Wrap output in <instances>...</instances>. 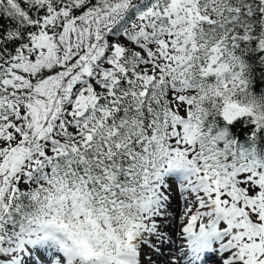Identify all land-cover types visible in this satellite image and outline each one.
I'll return each instance as SVG.
<instances>
[{
	"label": "snow or ice",
	"instance_id": "1",
	"mask_svg": "<svg viewBox=\"0 0 264 264\" xmlns=\"http://www.w3.org/2000/svg\"><path fill=\"white\" fill-rule=\"evenodd\" d=\"M208 258L264 264V0H0V264Z\"/></svg>",
	"mask_w": 264,
	"mask_h": 264
},
{
	"label": "rangeland",
	"instance_id": "2",
	"mask_svg": "<svg viewBox=\"0 0 264 264\" xmlns=\"http://www.w3.org/2000/svg\"><path fill=\"white\" fill-rule=\"evenodd\" d=\"M177 235H176V239H177ZM177 240L181 241V238L179 237ZM178 241H177V247H180L181 244H178ZM206 264H216V262H215V260L210 258V259L206 260Z\"/></svg>",
	"mask_w": 264,
	"mask_h": 264
},
{
	"label": "bare ground",
	"instance_id": "3",
	"mask_svg": "<svg viewBox=\"0 0 264 264\" xmlns=\"http://www.w3.org/2000/svg\"><path fill=\"white\" fill-rule=\"evenodd\" d=\"M178 238H179V235H177V239H178ZM177 239H176V236H175V237H174V240H175V245H176V247H177V241H178ZM178 244H181V241H178ZM180 246H181V245H180ZM208 259H210V258H208ZM208 259H207V260H208Z\"/></svg>",
	"mask_w": 264,
	"mask_h": 264
}]
</instances>
